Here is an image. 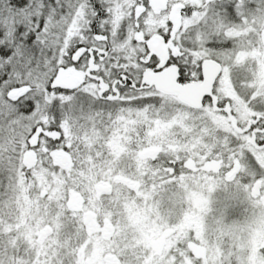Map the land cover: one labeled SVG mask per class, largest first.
Masks as SVG:
<instances>
[{
	"label": "snow or ice",
	"instance_id": "6c2138e0",
	"mask_svg": "<svg viewBox=\"0 0 264 264\" xmlns=\"http://www.w3.org/2000/svg\"><path fill=\"white\" fill-rule=\"evenodd\" d=\"M0 264H264V0H0Z\"/></svg>",
	"mask_w": 264,
	"mask_h": 264
}]
</instances>
